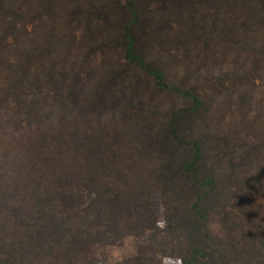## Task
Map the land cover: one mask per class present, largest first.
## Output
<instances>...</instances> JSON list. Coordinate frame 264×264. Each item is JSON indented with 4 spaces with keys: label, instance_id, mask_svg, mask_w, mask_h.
I'll list each match as a JSON object with an SVG mask.
<instances>
[{
    "label": "trees",
    "instance_id": "obj_1",
    "mask_svg": "<svg viewBox=\"0 0 264 264\" xmlns=\"http://www.w3.org/2000/svg\"><path fill=\"white\" fill-rule=\"evenodd\" d=\"M127 236L264 264V0H0V264Z\"/></svg>",
    "mask_w": 264,
    "mask_h": 264
},
{
    "label": "rangeland",
    "instance_id": "obj_2",
    "mask_svg": "<svg viewBox=\"0 0 264 264\" xmlns=\"http://www.w3.org/2000/svg\"><path fill=\"white\" fill-rule=\"evenodd\" d=\"M155 210L157 214L160 213V205L158 203L155 204ZM139 244V239L133 236H127L122 240L114 241V243L99 244L94 252L95 255H98V257L106 264H120L126 256L129 257L135 255ZM163 263L178 264V261L173 258H164Z\"/></svg>",
    "mask_w": 264,
    "mask_h": 264
}]
</instances>
